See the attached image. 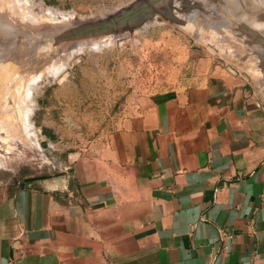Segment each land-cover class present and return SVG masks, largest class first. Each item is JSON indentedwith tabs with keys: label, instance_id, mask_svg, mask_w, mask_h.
I'll use <instances>...</instances> for the list:
<instances>
[{
	"label": "crops",
	"instance_id": "1",
	"mask_svg": "<svg viewBox=\"0 0 264 264\" xmlns=\"http://www.w3.org/2000/svg\"><path fill=\"white\" fill-rule=\"evenodd\" d=\"M126 110L61 175L0 183V264H264L262 86L199 65Z\"/></svg>",
	"mask_w": 264,
	"mask_h": 264
},
{
	"label": "rangeland",
	"instance_id": "2",
	"mask_svg": "<svg viewBox=\"0 0 264 264\" xmlns=\"http://www.w3.org/2000/svg\"><path fill=\"white\" fill-rule=\"evenodd\" d=\"M0 34V183L11 186L61 175L129 104L199 65L264 90V0H0Z\"/></svg>",
	"mask_w": 264,
	"mask_h": 264
},
{
	"label": "bare ground",
	"instance_id": "3",
	"mask_svg": "<svg viewBox=\"0 0 264 264\" xmlns=\"http://www.w3.org/2000/svg\"><path fill=\"white\" fill-rule=\"evenodd\" d=\"M257 1H259V0H257ZM7 28H8V27H7ZM1 29H2V27H1ZM56 34H57V33H56ZM0 35H1V34H0ZM44 35H45V34H44ZM3 36H4V35H3ZM45 36H46V35H45ZM54 36H55V35H54ZM11 38H12V37H11ZM40 69H41V68H40ZM10 83H11V82H10ZM29 90H30V89H29ZM25 92L28 93L27 91H25ZM23 96H25V94H24ZM23 96H22V97H23ZM22 101H23V99L20 98V103H22ZM17 102H19V101H17ZM17 102H16V103H17ZM20 103H19V104H20ZM25 103H26V102H25ZM18 106H19V105H18ZM21 106H22V105H21ZM21 106H20V107H21ZM23 106H24L25 108L23 107L24 109H23V110L21 109V110L23 111V112H22V116H21V117H22V119H21V125H22V126H21V127H23V129L25 130V129H26V126H27L28 123H29V121H28L29 119H27V118H28V114H29L28 112H29V111H28V109H27V108H28V105H23ZM16 119H17V118H16ZM11 121H12V120H11ZM17 122H18V121H17ZM17 125H18V123H17ZM24 130H23V131H24Z\"/></svg>",
	"mask_w": 264,
	"mask_h": 264
},
{
	"label": "water",
	"instance_id": "4",
	"mask_svg": "<svg viewBox=\"0 0 264 264\" xmlns=\"http://www.w3.org/2000/svg\"><path fill=\"white\" fill-rule=\"evenodd\" d=\"M154 4V3H153ZM155 5V4H154ZM150 12V14L152 13V12H155L156 11V8H155V6H149V9H148ZM134 14H129V15H126L125 17H123V20H127V19H131L130 17H132ZM148 17H150V15L148 16ZM146 18L147 17H145V19H141L140 21L142 22V23H144V22H146ZM126 22V21H125ZM117 23V24H116ZM119 24V21H116L115 23H113V24H111V26H109V28H107V29H109V30H111L112 32L114 31V28H116V26ZM84 32V31H83ZM98 33H100L99 31L96 33V35H95V37L98 35ZM101 34V33H100Z\"/></svg>",
	"mask_w": 264,
	"mask_h": 264
},
{
	"label": "built area",
	"instance_id": "5",
	"mask_svg": "<svg viewBox=\"0 0 264 264\" xmlns=\"http://www.w3.org/2000/svg\"><path fill=\"white\" fill-rule=\"evenodd\" d=\"M227 237V234H225L224 232H220V238L223 240Z\"/></svg>",
	"mask_w": 264,
	"mask_h": 264
}]
</instances>
